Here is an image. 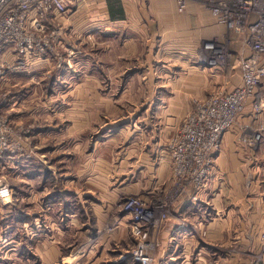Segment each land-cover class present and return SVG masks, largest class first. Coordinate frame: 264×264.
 <instances>
[{
	"label": "rangeland",
	"instance_id": "374dc122",
	"mask_svg": "<svg viewBox=\"0 0 264 264\" xmlns=\"http://www.w3.org/2000/svg\"><path fill=\"white\" fill-rule=\"evenodd\" d=\"M65 15H57L28 56L14 53L16 61H1L4 68L0 78V264H50L44 258L48 251L53 252L50 246H57L59 252L51 264H99L100 260H104L100 264H137L131 258L137 240L124 202L142 196L119 194L110 209L116 216L103 229L94 230L84 245L78 243V228L72 222L78 219L81 224L89 221L94 225L95 220L87 216L91 199L96 197L92 184L100 169L109 167L108 184L120 185L117 176L124 172L116 169L120 161L126 153L145 154L146 144L159 132L162 121L161 129L164 125L173 130L163 140L161 153L174 151L171 145L182 140L183 130L197 114L196 105L208 102L221 91L204 95L180 93L187 87L189 74H193L189 70L193 63L179 62L178 57L159 47L146 46L139 37L128 45L126 35L117 39L108 30L92 24L78 27V18L64 21ZM38 58L51 63L44 67L36 63ZM210 58L209 55L210 64L226 67L230 54L223 46L217 58ZM153 86H162L165 91L158 95ZM159 97L164 101L163 110L158 112L154 106L152 114L151 108L141 109ZM241 113L222 134L220 144L214 145L213 154H220L225 134L234 129ZM78 115L84 122H77L73 130L72 122ZM174 115L180 116L175 129L171 120ZM244 128L242 140L252 147L256 144L254 136L264 132V124L257 120L255 126ZM130 130L137 137L127 149L123 144ZM260 138H256L257 142ZM97 145L103 146L99 154ZM159 150L160 146L156 154ZM205 186L206 182L200 190ZM174 188L171 173L160 193L142 197L166 204L165 208L154 210V218H167L158 228L148 230V241L154 245L153 264L164 228L186 195L193 191L186 188L183 195H177ZM119 216H125L130 239L125 245L116 243L104 248L101 238L123 225V217ZM260 241L264 245V234ZM204 242L214 254L209 264H223L221 254L226 253V241ZM243 250L241 255L250 264H264V250L256 255Z\"/></svg>",
	"mask_w": 264,
	"mask_h": 264
},
{
	"label": "crops",
	"instance_id": "0c3cea01",
	"mask_svg": "<svg viewBox=\"0 0 264 264\" xmlns=\"http://www.w3.org/2000/svg\"><path fill=\"white\" fill-rule=\"evenodd\" d=\"M222 1L231 0H189L186 9L181 12L178 0H81L79 6L62 19L78 18L75 22L78 27L92 24L105 32L108 30L113 38L126 35L129 37L128 45H133L139 37L146 46L159 47V50L161 48L163 52L178 57L179 62L193 63L189 69L193 74H189L187 87L180 93L204 95L219 90L231 92L243 82L242 62L251 55V48L245 36L217 22L211 6ZM210 42L228 49L230 58L226 67L209 63L210 52L205 46ZM2 60L14 62L17 58L7 51ZM36 63L45 67L51 62L38 58ZM152 90L158 95L165 91L162 86H153ZM256 98L263 103L260 112L255 109ZM88 106L93 107L92 104ZM154 106L158 112L165 108L164 101L159 97L141 109L151 108L150 113L153 114ZM81 117L78 115L72 122L73 130L77 122H84ZM179 117H171L174 129ZM254 119L264 124V80L257 95L247 101L237 125L225 134L222 150L214 159L216 162L206 186L199 192L192 191L186 195L184 202L174 211L162 232V244L154 264H209L214 254L212 256L205 240L226 241L223 245L226 246L223 248L226 253L221 254L223 264H250L248 258L241 255L243 249L250 251L251 255L264 250L260 241V236L264 234V132L256 146L248 147L242 140L244 126H255ZM162 122L159 132L146 144L145 154L126 153L122 158L116 168L120 172L124 170L117 176L120 185L108 184L109 167L99 170L100 175L92 184L96 197L91 199V212L87 216L95 220L94 225L89 221L81 224L78 219L72 222L78 228V243L84 245L94 230L103 229L116 216L110 209L119 194L134 193L151 198L166 186L173 164L166 154L161 153V144L173 128L163 125L161 129ZM133 132L126 133L129 134L123 146L127 149L132 143L134 145V138L137 137ZM158 146L160 152L156 154ZM101 147H95L96 154ZM97 158L106 164L99 156ZM100 178L105 179L98 181ZM121 217L123 225L119 230L101 238L100 244L104 248L116 243L125 245L130 239L125 216ZM62 232L66 234V231ZM50 247L53 252L46 251L44 258L51 264L59 252L57 246Z\"/></svg>",
	"mask_w": 264,
	"mask_h": 264
},
{
	"label": "built area",
	"instance_id": "2783aa9c",
	"mask_svg": "<svg viewBox=\"0 0 264 264\" xmlns=\"http://www.w3.org/2000/svg\"><path fill=\"white\" fill-rule=\"evenodd\" d=\"M81 0H0V78L2 56L7 51L28 56L57 15H65L79 6ZM189 0H178L179 10L186 9ZM217 22L247 38L251 55L243 60V82L231 92H216L208 102L197 104L189 126L183 130L182 140L172 143L166 154L173 164L174 193L184 194L186 188L199 192L209 178L216 150L222 134L234 124L247 101L257 95L264 80V0H231L211 6ZM47 46V44L45 45ZM205 48L211 59L217 58L220 48L210 42ZM41 56V54H37ZM219 58V57H218ZM255 109L260 112L262 102L255 99ZM257 134L254 136L260 138ZM180 141V142H179ZM179 142V143H178ZM209 152V154H207ZM196 196V195H195ZM196 199V197H194ZM166 204L149 202L142 197L128 198L124 211L132 217V233L137 240L131 258L137 264H153L154 245L148 241V230L158 228L166 215L154 218V210Z\"/></svg>",
	"mask_w": 264,
	"mask_h": 264
}]
</instances>
